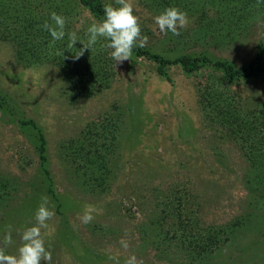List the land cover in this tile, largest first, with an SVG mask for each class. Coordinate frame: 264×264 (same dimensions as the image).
<instances>
[{
  "label": "rangeland",
  "instance_id": "obj_1",
  "mask_svg": "<svg viewBox=\"0 0 264 264\" xmlns=\"http://www.w3.org/2000/svg\"><path fill=\"white\" fill-rule=\"evenodd\" d=\"M231 1L132 0L148 38L141 48L167 60L210 58L193 72L160 73L133 53L116 65L102 39L76 62L29 65L0 35L6 254H16L17 232L33 226L47 197L51 264H114L110 256L124 264L131 255L142 264H264V73L229 79L213 66L250 68L264 45V5L222 41L200 37ZM74 3L64 1L77 51L98 20ZM169 7L187 13L179 36L155 29ZM86 205L97 212L82 224Z\"/></svg>",
  "mask_w": 264,
  "mask_h": 264
},
{
  "label": "trees",
  "instance_id": "obj_2",
  "mask_svg": "<svg viewBox=\"0 0 264 264\" xmlns=\"http://www.w3.org/2000/svg\"><path fill=\"white\" fill-rule=\"evenodd\" d=\"M65 0H0V35L16 45V55L20 61L29 65H42L54 63L64 65L72 60L76 54V47H68L67 35L64 39L53 42L52 38L42 25L50 20V13L55 12L66 18L65 32L68 33L74 25L65 13ZM75 1V3H74ZM73 5L87 10L91 17L100 21L103 18L104 3L99 0H73ZM222 9L224 15L207 18L210 26L200 37L202 41H222L228 30L251 23L256 5L263 6L264 0H232L226 2ZM254 5V6H253ZM206 17V16H205ZM254 21V19H252ZM37 26V27H36ZM228 36V35H227ZM74 49V50H73ZM62 53V55H61ZM137 57H142L158 65L160 73L168 66H180L186 72H193L203 65H210V58L204 56H180L174 60H167L157 54H153L141 47H135L132 52ZM67 57V59H64ZM98 56H95V61ZM229 79H247L264 73V45L251 61L250 68L237 69L229 62L217 61L213 63ZM256 66V67H255ZM43 153V151H42Z\"/></svg>",
  "mask_w": 264,
  "mask_h": 264
},
{
  "label": "clouds",
  "instance_id": "obj_3",
  "mask_svg": "<svg viewBox=\"0 0 264 264\" xmlns=\"http://www.w3.org/2000/svg\"><path fill=\"white\" fill-rule=\"evenodd\" d=\"M259 2L260 0H258ZM114 4L117 6H113V4L104 5L103 18L91 23L86 29V42L79 43L82 47L77 49L76 54L72 56L73 60L80 59L101 39L105 41L102 47L110 50L108 54L116 65L129 61L135 47H144L147 44L148 38L141 35L139 18L134 14L132 0H114ZM153 19L156 30L164 34L171 32L175 36L180 35L179 29H183L189 24L187 13L176 7L166 8ZM50 20L53 23L45 22L42 27L49 32L52 41L62 40L67 35L68 47L74 48L79 38L74 31L65 32L66 18L52 12L50 13ZM95 212L97 209L94 206L86 205L83 215L78 218L82 224H88L93 220V213ZM54 216L55 212L49 208L48 198L42 197L34 214L35 223L33 226L17 232L20 244L16 254L5 253V248L13 244V232L10 226L0 240V264H42V262L51 264L52 254L45 247V233L42 230L49 229L48 221L52 220ZM120 244L125 250L129 247L128 242L123 239ZM109 259L114 261V264H119L117 257L110 256ZM124 264H142V261H138L135 255H131L124 261Z\"/></svg>",
  "mask_w": 264,
  "mask_h": 264
}]
</instances>
